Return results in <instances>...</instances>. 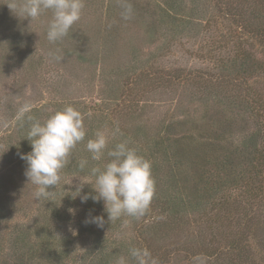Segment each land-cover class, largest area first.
<instances>
[{
    "label": "trees",
    "instance_id": "obj_1",
    "mask_svg": "<svg viewBox=\"0 0 264 264\" xmlns=\"http://www.w3.org/2000/svg\"><path fill=\"white\" fill-rule=\"evenodd\" d=\"M1 1L6 18L13 15V4L19 9L24 2ZM139 3L156 25L153 46L143 55L128 37L124 41L118 0H84L83 9L96 12L93 36L105 52L84 54L81 61L96 66L91 69L96 94L91 102L58 100L53 112L65 105L78 109L86 137L61 170L60 183L35 204L15 199L12 173L27 167L20 153L31 151L25 138L28 117L43 122L52 113L44 111V119L43 106L21 114L0 106L5 109L0 119V128L5 124L0 130V264H116L120 256L134 264L132 247H147L159 264H191L197 254L206 255L207 264H264V0ZM211 26L223 30L220 39L207 40L205 69L158 64L178 41L198 39ZM0 29V68L10 56L9 63L20 67V79L36 78L44 55L32 46L33 37L4 29L1 20ZM119 39L129 55L121 64L109 57ZM48 43L46 55L52 58L71 51L62 40ZM135 80L167 95L171 113L155 123L146 118L140 99L129 96ZM116 113L121 125L114 121ZM97 130L105 132L108 146L101 161H92L85 145ZM121 141L151 161L155 195L139 219L124 216L103 228L86 225L89 215L102 214L107 221L103 201L82 203L67 180L94 181L89 169L102 167L107 151ZM81 159L89 162L84 171L78 168ZM84 193L95 194L90 183L83 185ZM79 235L90 239L82 252Z\"/></svg>",
    "mask_w": 264,
    "mask_h": 264
},
{
    "label": "clouds",
    "instance_id": "obj_2",
    "mask_svg": "<svg viewBox=\"0 0 264 264\" xmlns=\"http://www.w3.org/2000/svg\"><path fill=\"white\" fill-rule=\"evenodd\" d=\"M121 18L130 20L133 16V7L127 0H120ZM16 8L13 4L11 9ZM84 0H24L19 6V17L36 19L44 10H50L52 18L47 26L46 38L55 44L69 34L72 26L80 20ZM57 60L62 59L56 55ZM22 113L30 111L25 105ZM29 126L25 138L31 144V151L20 153V158L26 162L25 176L28 182L35 186L34 198L46 199L50 189L60 183L61 170L70 162V156L77 144L85 140L86 130L83 124V115L72 105H65L40 122L32 116L28 117ZM119 132L116 126L115 133ZM115 133H113L115 135ZM108 138L104 131L97 130L92 138L86 142V150L91 154L92 161H101L105 156ZM109 158L103 166H92L89 175L94 181H81L76 187V196L81 202L89 199L94 202L103 201L104 215H89L84 223L94 224L103 228L106 222L110 224L121 217L136 219L145 215L155 195V180L152 176L151 161L138 154L137 150L129 147L127 141H121L107 151ZM87 159L78 162L80 171L88 166ZM90 183L94 195H81L83 185ZM127 223V221H125ZM129 257L134 264H159L147 247H132ZM208 257L197 254L191 258V264H207ZM116 264H129V259L120 256Z\"/></svg>",
    "mask_w": 264,
    "mask_h": 264
},
{
    "label": "rangeland",
    "instance_id": "obj_3",
    "mask_svg": "<svg viewBox=\"0 0 264 264\" xmlns=\"http://www.w3.org/2000/svg\"><path fill=\"white\" fill-rule=\"evenodd\" d=\"M137 1L127 0L133 7V16L130 20H124L126 28L124 41L128 37L129 42L132 41L135 48L139 51L142 50L141 54L143 55L146 53L148 47L153 46V40L156 36V25L147 7L145 8L143 4L144 7L141 6V3L138 5ZM3 4L0 0V6ZM118 7H120V0H118ZM17 14H19L18 6L14 8L11 17L8 15V18H6L0 14L3 28L12 30L16 35L33 37L31 41L32 46L43 53L44 65L41 67L42 69L37 70L36 78L30 79L24 76L20 79V75L18 76L17 74L20 67L10 64V56H7L5 58L6 66L4 65L3 69L0 68V106L4 105L9 108V113L12 110L16 114H21V110L25 105H28L30 108L43 106L44 110L42 113L44 111L53 113V103L61 99L91 102L93 96L96 94L94 92L96 77L93 76L91 69L96 66L95 64L83 66L81 61L84 59V54H94L95 56L96 53L100 54V56L105 54L103 42L96 41V38L93 36L92 28H96V12H93V10H82L80 20L69 30V34L62 39L67 51L68 48L71 51L63 52L61 54L62 59L60 60L46 55L51 51L46 38V32L52 18V13H41L39 17L33 20L23 18V16L17 18ZM222 30L213 26L212 31L202 32L198 39L195 37L178 41L177 44L165 52L164 56H161L158 64L173 67L174 69L181 68V70L188 69L193 71L199 68L205 69L204 67L209 65L205 55L207 54V50L211 48L207 40H213V37L220 39ZM204 37L206 38L205 40L202 39ZM109 50L113 53L109 54V57L116 58V61L120 62V64L129 60L128 49L124 48L122 39H119ZM131 86L134 93L129 96L140 99V105L142 106L140 110L141 112L144 111L145 117L151 120L152 123L171 113V106L169 107L167 103V95L159 91L151 92L149 91L150 88L148 89V87L143 86V83H138L136 80ZM2 111L5 112V109L0 110L1 120H3ZM123 112L126 113V109ZM46 114L44 113V119L48 116ZM114 121H116L117 125L122 124L120 116L116 117L115 115ZM4 127L5 124L3 123L0 130H3ZM12 175L15 177V182L11 185L15 190V199H19L21 202L23 201L27 204H35V187L28 182L25 172L17 171L16 173H12ZM80 180L84 181L80 178H69L67 186H69V189L76 188L79 186ZM127 230H130V227ZM79 231L82 234L81 230H77L76 232L79 233ZM86 241L90 242V239L87 240L85 235H79L77 247L79 252H82Z\"/></svg>",
    "mask_w": 264,
    "mask_h": 264
}]
</instances>
